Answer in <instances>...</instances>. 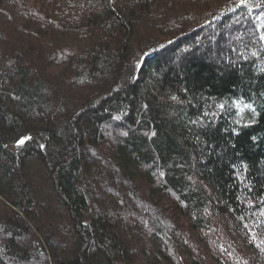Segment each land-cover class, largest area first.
<instances>
[{
	"label": "trees",
	"instance_id": "16d2710c",
	"mask_svg": "<svg viewBox=\"0 0 264 264\" xmlns=\"http://www.w3.org/2000/svg\"><path fill=\"white\" fill-rule=\"evenodd\" d=\"M0 264H264V0H0Z\"/></svg>",
	"mask_w": 264,
	"mask_h": 264
},
{
	"label": "rangeland",
	"instance_id": "374dc122",
	"mask_svg": "<svg viewBox=\"0 0 264 264\" xmlns=\"http://www.w3.org/2000/svg\"><path fill=\"white\" fill-rule=\"evenodd\" d=\"M28 135H26L27 137ZM25 138H22L16 142L10 143V147H12L13 149H17L19 145H21L20 141H24Z\"/></svg>",
	"mask_w": 264,
	"mask_h": 264
},
{
	"label": "snow or ice",
	"instance_id": "6c2138e0",
	"mask_svg": "<svg viewBox=\"0 0 264 264\" xmlns=\"http://www.w3.org/2000/svg\"><path fill=\"white\" fill-rule=\"evenodd\" d=\"M20 143H23V141H20Z\"/></svg>",
	"mask_w": 264,
	"mask_h": 264
}]
</instances>
